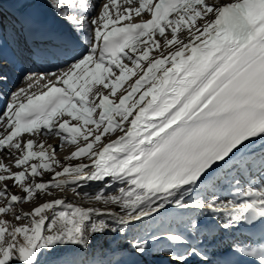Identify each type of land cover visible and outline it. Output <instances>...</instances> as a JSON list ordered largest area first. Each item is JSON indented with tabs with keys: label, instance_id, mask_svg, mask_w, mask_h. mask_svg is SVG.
I'll return each instance as SVG.
<instances>
[{
	"label": "snow or ice",
	"instance_id": "1",
	"mask_svg": "<svg viewBox=\"0 0 264 264\" xmlns=\"http://www.w3.org/2000/svg\"><path fill=\"white\" fill-rule=\"evenodd\" d=\"M16 72L0 264H264V0H0V90ZM66 191L103 207L19 210Z\"/></svg>",
	"mask_w": 264,
	"mask_h": 264
},
{
	"label": "bare ground",
	"instance_id": "2",
	"mask_svg": "<svg viewBox=\"0 0 264 264\" xmlns=\"http://www.w3.org/2000/svg\"><path fill=\"white\" fill-rule=\"evenodd\" d=\"M24 64H29V61L24 63ZM56 70L57 69H55L53 71H56ZM21 80H22L21 73L16 72L12 75V78L10 79L8 85L5 88H3L2 90H0V114H2L4 107L6 106L9 93L11 91L16 90L18 87L26 86L25 84L21 83ZM10 83H12L11 87L9 86ZM25 138H27V134H25ZM39 140H45L46 144H50L53 146H58L60 144V141L57 138H51V137L45 138V137L41 136V137H39ZM105 142H107V141H105ZM73 148H75V146H69V145H65V147H63V148H58V150L62 153V156H56V159L60 160L61 162H64L65 157L69 156L73 151H75ZM0 156L5 158L7 161L8 158L4 157L2 154H0ZM82 159H85V158H82ZM7 163H10V165H11L12 161L9 159L7 161ZM69 163L75 164V163H77V161H69ZM13 169H14V171H16L15 168H13ZM44 179L45 180L49 179V175L45 176ZM84 190L88 191L91 194V193H95L99 189L96 187H91V188H85ZM66 192H64V193L55 192L54 196H51V197L50 196H44L43 198H40V203H43L46 200L64 197L67 201H69V202L71 201V202L75 203L77 206H81V207H103L101 204H99L97 202H94V201H91L88 199H84L81 196L77 197V195H76V197H73L74 194H72V196H71ZM81 199L83 201H80ZM157 234H159V233H157Z\"/></svg>",
	"mask_w": 264,
	"mask_h": 264
},
{
	"label": "rangeland",
	"instance_id": "3",
	"mask_svg": "<svg viewBox=\"0 0 264 264\" xmlns=\"http://www.w3.org/2000/svg\"><path fill=\"white\" fill-rule=\"evenodd\" d=\"M22 77V76H21ZM10 86L12 85V84H9ZM127 85H125V87H126ZM74 150H75V148H73ZM56 156H62V153L59 151V150H57L56 151ZM83 158V157H82ZM81 158V159H82ZM9 159H7V161H8ZM0 161H2L4 164H6V165H9V166H11L10 165V163H7V161H6V159L5 158H3L2 156H0ZM6 161V162H5ZM60 161V160H59ZM13 171H14V169H12ZM45 176H48L47 174L45 175ZM66 193H68L69 195H71L72 196V192H70V191H67ZM12 194H15V195H23V193H21L20 191H19V189H16V188H13L12 189ZM73 197H76V195H73ZM77 197H79V196H77ZM79 199V198H78ZM80 201H83L82 199L80 200ZM71 202V201H70ZM40 203V199H37L36 201H35V203H28V204H20L19 205V210H22V211H25V212H27V211H31V209L33 208V207H35L36 205H38ZM73 203V202H72ZM75 204V203H74ZM76 205V204H75ZM0 218H3V219H6V220H10V222H12V223H15V221L14 220H12V218L10 217V216H7V215H5V216H3V217H0ZM212 225V222L210 221V220H205L204 221V223H203V225H202V227H204V228H208V227H210ZM173 227H175V225H173ZM151 230H155V229H149L148 228V226H139V227H137V228H135V229H132L131 231H129L128 232V236H129V238H132V237H135V236H148L149 235V232L151 231ZM117 239H119V238H117ZM225 240H226V238H225ZM157 247H166V245H162V244H157L156 245ZM165 259H167V257H160V258H158L157 259V262H156V264H163V261L165 260Z\"/></svg>",
	"mask_w": 264,
	"mask_h": 264
}]
</instances>
